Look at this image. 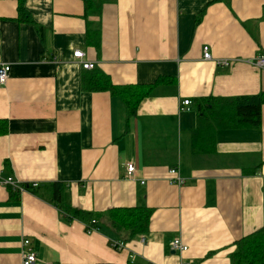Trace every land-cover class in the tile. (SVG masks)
<instances>
[{
    "label": "crops",
    "instance_id": "crops-1",
    "mask_svg": "<svg viewBox=\"0 0 264 264\" xmlns=\"http://www.w3.org/2000/svg\"><path fill=\"white\" fill-rule=\"evenodd\" d=\"M25 7L33 23L18 20L15 1L0 0V64L10 65L0 87V176L37 183L40 193L60 183L65 203L85 211L153 213L144 235L116 231L107 218L87 233L44 198L0 185V264H21L28 249L37 264L131 256L134 264H230L235 242L264 228V69L250 63L264 55V0H95L86 14L83 0ZM77 50L94 69L83 71ZM93 70L115 86L157 84L127 121L120 99L81 89ZM245 96L261 100L259 127L216 129L215 151L194 155L196 101ZM175 167L180 186L168 180ZM175 239L187 247L181 255Z\"/></svg>",
    "mask_w": 264,
    "mask_h": 264
},
{
    "label": "trees",
    "instance_id": "trees-1",
    "mask_svg": "<svg viewBox=\"0 0 264 264\" xmlns=\"http://www.w3.org/2000/svg\"><path fill=\"white\" fill-rule=\"evenodd\" d=\"M13 1L17 3L18 20L24 23H33L25 7L26 0ZM94 1L83 0L85 14L93 9ZM38 29L41 31L40 28ZM97 45L98 42L95 43V46ZM83 71L89 70L83 69ZM155 85L115 86L110 82L107 75L95 70L87 72L81 81V89L85 92H107L111 97L120 99L125 109L127 121L136 115L140 102L148 96ZM196 106L198 124L191 139V152L194 155L212 154L215 151L214 135L216 129H256L260 125L261 100L256 96L201 100L196 101ZM27 185L25 186L28 192L44 198L56 206L65 222L79 221L84 224L87 233L93 229L96 232L101 231L103 228L102 218H107L116 231H127L132 237L149 232L150 218L153 213L149 208H114L98 213L85 211L65 203L66 188L60 183L48 184L43 193H40V186ZM9 191L11 194L14 193L11 189ZM229 261L230 264H264V228L236 241L235 250L230 254ZM127 264L134 263L130 261Z\"/></svg>",
    "mask_w": 264,
    "mask_h": 264
},
{
    "label": "built area",
    "instance_id": "built-area-1",
    "mask_svg": "<svg viewBox=\"0 0 264 264\" xmlns=\"http://www.w3.org/2000/svg\"><path fill=\"white\" fill-rule=\"evenodd\" d=\"M73 58L78 60V62L80 63V67L84 70H92L95 67L94 63H89V62L83 61L84 53L79 51V50H77L73 53ZM211 58L212 57H211V53L209 51V47L204 46L203 47V53H202V59L204 61H210ZM250 63L259 69H264V55H261V56H258L256 58L252 59L250 61ZM221 64H223L225 66L229 65L228 61H223V62H221ZM9 72H10V65L6 64V63H1L0 64V87H3L6 84V81L9 77ZM190 105H191L190 101H188V100L182 101L179 109L180 110H188ZM134 171H135L134 165L131 163H128L126 165L125 178L132 179ZM168 180H169L170 184H174V185H178V186L183 184L184 181L179 176L178 167H175V168H172L169 170ZM0 185L7 187V188H9L12 191L17 192V193H22L24 191L28 192V190L24 184L19 183L18 181L14 180L12 177H1L0 176ZM30 185L32 187L38 186L37 183H33ZM92 223H94V221H92ZM92 232H96V230L93 229V230L89 231L88 233H92ZM141 239L143 241L144 237H141ZM110 245L116 251H122L125 249V244H124V242H121V241L110 240ZM27 246H29V241L24 240L23 247H27ZM171 248L174 251L179 252L180 255L187 251V247L182 244L180 239L173 240V242L171 243ZM133 260H134V257L131 256L130 261L133 262ZM39 262H40V260L37 259L35 253L32 252L30 249H28L27 251L22 253L21 264H37Z\"/></svg>",
    "mask_w": 264,
    "mask_h": 264
}]
</instances>
